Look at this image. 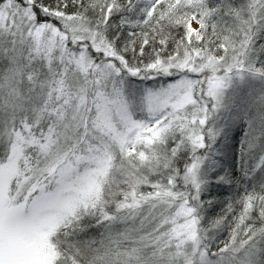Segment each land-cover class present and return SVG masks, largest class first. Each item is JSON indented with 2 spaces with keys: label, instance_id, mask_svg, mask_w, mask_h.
Returning <instances> with one entry per match:
<instances>
[{
  "label": "snow or ice",
  "instance_id": "obj_1",
  "mask_svg": "<svg viewBox=\"0 0 264 264\" xmlns=\"http://www.w3.org/2000/svg\"><path fill=\"white\" fill-rule=\"evenodd\" d=\"M262 34L264 0H0V264H264V104L224 119Z\"/></svg>",
  "mask_w": 264,
  "mask_h": 264
},
{
  "label": "trees",
  "instance_id": "obj_2",
  "mask_svg": "<svg viewBox=\"0 0 264 264\" xmlns=\"http://www.w3.org/2000/svg\"><path fill=\"white\" fill-rule=\"evenodd\" d=\"M220 2V0H210V3L213 5H216ZM231 3L239 7L244 3V0H231ZM262 39L261 41H259ZM260 39L257 40V46L260 44H264V34L261 35ZM250 79L243 80V83H236L231 84L228 91V96L231 100L237 102L239 105V112H230L229 114L232 116V113L236 114H243L248 111H253L252 108L254 107L255 110V104H254V94L250 92L249 88L244 85L246 81ZM238 107V106H237ZM236 114H233V118H235ZM228 119V117H227ZM242 133H237L236 130L233 132V136L236 137L235 140H231L228 144L220 147L219 149L224 148V151L221 155L218 157L219 165L218 167H222L225 171L231 173L233 175L234 180L236 183L233 184H225L223 187L225 188L222 190L223 193H225V196H231L235 194H243L246 187H251V182L248 178L244 177L241 172V160L239 155V138ZM229 144H234L235 148H229ZM245 166L250 164V161L245 160ZM230 189V190H229ZM223 238L227 239V233L223 234Z\"/></svg>",
  "mask_w": 264,
  "mask_h": 264
},
{
  "label": "rangeland",
  "instance_id": "obj_3",
  "mask_svg": "<svg viewBox=\"0 0 264 264\" xmlns=\"http://www.w3.org/2000/svg\"><path fill=\"white\" fill-rule=\"evenodd\" d=\"M196 25L194 24V27ZM262 39H260L259 41H261ZM245 79H250L248 81H246L244 83V85H246L247 88H249L250 92H252L254 94V104H255V110L258 109L261 104H264V78L261 77H257V76H253L250 74H245L243 75V77L241 78L240 76H236L233 78L232 84L235 85L236 83H243V80ZM225 103L227 105V114L224 115V119L227 120L228 114L232 111V112H239V105L237 104V102L235 103V101L231 100L228 96V91L226 93V97H225ZM238 106V107H237ZM252 110L254 111V107L252 108ZM233 114L236 113H232V117ZM237 115V114H236ZM234 132V130H233ZM233 132L230 134L233 136ZM231 141V139H223L222 141L218 142V146L216 151L218 153H220L219 156L223 155L222 153L225 152L224 148L219 149L220 147L226 145V143L228 144ZM219 165V162H218Z\"/></svg>",
  "mask_w": 264,
  "mask_h": 264
}]
</instances>
